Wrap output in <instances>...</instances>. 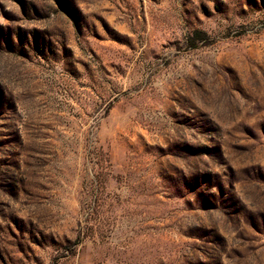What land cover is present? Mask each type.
Instances as JSON below:
<instances>
[{"label": "rangeland", "instance_id": "rangeland-1", "mask_svg": "<svg viewBox=\"0 0 264 264\" xmlns=\"http://www.w3.org/2000/svg\"><path fill=\"white\" fill-rule=\"evenodd\" d=\"M0 264H264V0H0Z\"/></svg>", "mask_w": 264, "mask_h": 264}]
</instances>
